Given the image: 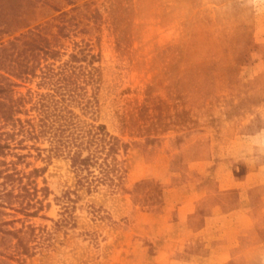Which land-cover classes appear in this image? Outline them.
I'll use <instances>...</instances> for the list:
<instances>
[{
    "label": "rangeland",
    "instance_id": "obj_1",
    "mask_svg": "<svg viewBox=\"0 0 264 264\" xmlns=\"http://www.w3.org/2000/svg\"><path fill=\"white\" fill-rule=\"evenodd\" d=\"M63 1L25 6L50 51L34 76L11 78L9 96L24 100L17 118L34 119L38 95L51 94L43 72L64 71L73 115L125 146L123 179L87 191L45 141L23 142L42 150H15L18 170H39L42 209L3 210L29 253L13 240L0 264H209L211 235L189 236L185 196L194 228L243 208L239 226L252 228L227 241L233 258L220 264H264V0Z\"/></svg>",
    "mask_w": 264,
    "mask_h": 264
},
{
    "label": "trees",
    "instance_id": "obj_2",
    "mask_svg": "<svg viewBox=\"0 0 264 264\" xmlns=\"http://www.w3.org/2000/svg\"><path fill=\"white\" fill-rule=\"evenodd\" d=\"M31 1L35 0H0V247H7L15 240L16 255L28 254L29 247L20 236L22 230L7 228L13 222L2 219L3 210L35 217L42 209L40 201L33 202L38 191L31 181L32 175L39 170L34 169L29 174L18 170L16 164L25 156L15 152L19 148L42 150L35 146L23 147V142L45 141L49 145L48 152L69 161L77 184L87 191L102 185L117 188L124 174V161H119L118 157L120 151L125 152V146L105 126L81 122L73 115L69 109L72 99L66 100L71 91L64 71L43 72V84L49 85L51 94L38 95L31 107L35 112L34 119L22 121L17 118L24 100L9 96L15 86L11 78L25 81L34 76L31 65L40 53L47 55L50 51L48 45H40V30L30 29L26 21L23 11ZM60 1L63 0H53L51 10L58 11L59 7L55 5ZM18 2L20 11L16 13L13 3ZM3 36L12 38L4 43L1 42ZM7 156L16 161L6 163ZM47 191V188L41 190L43 197L47 196ZM36 203L40 207L29 213Z\"/></svg>",
    "mask_w": 264,
    "mask_h": 264
},
{
    "label": "crops",
    "instance_id": "obj_3",
    "mask_svg": "<svg viewBox=\"0 0 264 264\" xmlns=\"http://www.w3.org/2000/svg\"><path fill=\"white\" fill-rule=\"evenodd\" d=\"M195 194H198L195 191ZM199 194H201L199 192ZM189 196H193L192 194ZM189 197L183 198V217H185V230H189V236L209 234L211 235V242L208 243V247L211 249L209 253V264H220L231 260L233 258L234 246L232 244H226L234 234L241 232L243 228L249 230L252 228L250 225L239 226V219L242 214L245 213L243 208H238L226 214L209 215L203 217L201 226L199 228L191 227L190 220L194 217L195 211L193 205L189 202ZM193 215V217H191ZM184 241V239H183ZM190 243V241H186ZM231 242V241H230ZM186 244V243H185ZM184 244V245H185ZM224 244V245H223ZM223 245V246H222Z\"/></svg>",
    "mask_w": 264,
    "mask_h": 264
}]
</instances>
